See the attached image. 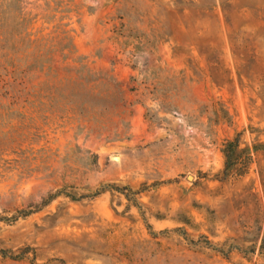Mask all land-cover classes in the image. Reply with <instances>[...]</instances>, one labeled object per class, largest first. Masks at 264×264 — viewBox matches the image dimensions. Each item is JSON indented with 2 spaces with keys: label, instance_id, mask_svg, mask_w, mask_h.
Masks as SVG:
<instances>
[{
  "label": "rangeland",
  "instance_id": "374dc122",
  "mask_svg": "<svg viewBox=\"0 0 264 264\" xmlns=\"http://www.w3.org/2000/svg\"><path fill=\"white\" fill-rule=\"evenodd\" d=\"M20 14L0 59V248L16 258L0 264H264V0ZM236 136L248 160L222 181Z\"/></svg>",
  "mask_w": 264,
  "mask_h": 264
},
{
  "label": "trees",
  "instance_id": "16d2710c",
  "mask_svg": "<svg viewBox=\"0 0 264 264\" xmlns=\"http://www.w3.org/2000/svg\"><path fill=\"white\" fill-rule=\"evenodd\" d=\"M2 1L10 2V4L3 3ZM21 4L22 0H0V59L10 55V53H13V50H15V43L12 44V47L5 46L6 40L12 38L16 39L20 29L27 24V22L22 17V14H20ZM9 34H14V37L6 38L9 36ZM255 148L256 146L254 149ZM221 152L224 158V163L223 169L220 172V179L225 181L230 177L232 172L236 169L238 164L241 163V161L248 160L246 155L250 152V150L248 148H240L239 136H236L232 140L224 143ZM113 187L114 186L112 184H100L93 191L92 197L95 198L106 192H111L114 189ZM121 194H123L126 199H130L129 196H127V194L124 192L121 191ZM134 203V206L139 207L137 200ZM6 222L7 218L0 216V224ZM9 253L10 252L7 250L0 248V259H16L9 256Z\"/></svg>",
  "mask_w": 264,
  "mask_h": 264
}]
</instances>
